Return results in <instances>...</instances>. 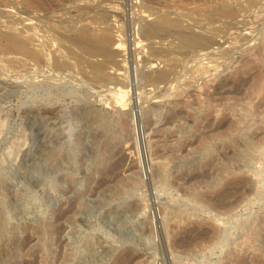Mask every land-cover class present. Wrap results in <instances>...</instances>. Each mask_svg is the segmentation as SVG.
Segmentation results:
<instances>
[{
	"label": "rangeland",
	"instance_id": "374dc122",
	"mask_svg": "<svg viewBox=\"0 0 264 264\" xmlns=\"http://www.w3.org/2000/svg\"><path fill=\"white\" fill-rule=\"evenodd\" d=\"M19 30L45 54L0 38V264H264V0H0Z\"/></svg>",
	"mask_w": 264,
	"mask_h": 264
},
{
	"label": "bare ground",
	"instance_id": "6f19581e",
	"mask_svg": "<svg viewBox=\"0 0 264 264\" xmlns=\"http://www.w3.org/2000/svg\"><path fill=\"white\" fill-rule=\"evenodd\" d=\"M223 1V0H222ZM234 1V0H233ZM232 2V1H231ZM229 4V3H228ZM231 4V3H230ZM229 4V5H230ZM228 6V5H227ZM39 8V7H38ZM40 9V8H39ZM214 9V8H213ZM213 11V10H212ZM106 12V11H105ZM163 13V12H162ZM40 14V13H39ZM153 15H155V14H153ZM161 15V14H160ZM159 15V16H160ZM163 15H165V14H163ZM166 16V15H165ZM165 16H160V17H158L156 20H154L152 23H151V25H152V29L153 30H159V29H163L165 26H166V24H167V18L165 17ZM35 17V16H34ZM34 20H36V19H34ZM42 22V21H41ZM43 23V22H42ZM38 24H39V22H38ZM150 25V26H151ZM27 26V25H26ZM40 26V25H39ZM42 26V25H41ZM170 26H171V24H170ZM22 27V26H21ZM35 27V26H34ZM176 27V26H175ZM71 28V27H70ZM148 28V27H147ZM150 28V29H151ZM149 29V30H150ZM152 29L150 30L151 32H152ZM167 29V28H166ZM89 31V30H88ZM173 31V30H172ZM171 31V32H172ZM179 31V32H178ZM87 31L85 30V31H79V33L76 35V37L74 38V40L71 42L73 45H75V47H77L78 49H80L82 52H83V54H81V55H88V56H95V55H99V54H101V55H104V56H109L110 54H111V50L109 49V46H110V44L112 43V39L110 38V36H108L107 34H102L101 36H90V35H87V33H86ZM177 32L179 33L178 35L180 36V38L181 39H183V40H187V44H190V46H194V45H197L198 44V41L199 40H196V37L194 36V34L193 35H191V34H185V33H183L184 31H181V30H177ZM176 32V33H177ZM89 33V32H88ZM107 33V32H106ZM147 33V32H146ZM155 33V32H154ZM173 33V32H172ZM189 33V32H188ZM166 34V33H165ZM156 35H160V34H157L156 33ZM163 35L164 34H162V36L161 37H163ZM168 35H169V31H168ZM175 35V34H174ZM150 36V35H149ZM165 36V35H164ZM32 36H30V37H26V36H24L23 35V31H5V32H0V38H2L3 40H4V45H3V47H4V49L5 50H7V51H11L12 53H18V54H21V56H23V57H28V58H30V59H32V60H34V61H36V62H38V61H40L41 62V60H42V58H43V55L45 54V52L44 51H42V49L41 48H39V46L36 44V43H34L35 45H33V46H30V41H32V40H34V38H31ZM61 37V36H60ZM160 37V36H159ZM166 37V36H165ZM169 37V36H168ZM171 37V36H170ZM174 37V36H173ZM172 37V38H173ZM263 38V37H262ZM62 39V38H61ZM174 39V38H173ZM177 39V38H176ZM181 39H179V40H181ZM203 39V38H202ZM175 40V39H174ZM172 41V40H171ZM60 42V41H59ZM153 42H155V41H153ZM176 42V41H175ZM168 43H171V42H168ZM174 43V42H173ZM172 43V44H173ZM179 43H183V42H179ZM70 44V43H69ZM171 44V45H172ZM178 44V43H177ZM181 44H179L180 46H182ZM67 45V44H66ZM65 45V46H66ZM158 45H160V44H158ZM167 45V44H166ZM174 45V44H173ZM178 45V46H179ZM150 46V45H149ZM69 47V46H68ZM151 47V46H150ZM156 47V46H155ZM165 47V46H164ZM168 47V46H167ZM187 47H189V46H187ZM61 48H63V47H61ZM74 48V47H73ZM72 48V49H73ZM76 48V49H77ZM158 48V47H157ZM182 48H183V46H182ZM182 48H180V49H182ZM186 48V47H185ZM64 49H66V48H64ZM67 49H71V48H67ZM75 49V48H74ZM75 49V50H76ZM158 49H160V48H158ZM165 49V48H164ZM174 49V48H173ZM176 49V48H175ZM184 49V48H183ZM154 50V49H153ZM166 50V49H165ZM164 50V51H165ZM170 50V49H169ZM63 51V50H62ZM69 51V50H68ZM159 51V50H158ZM166 51H168V50H166ZM174 51H176V50H174ZM181 51V50H180ZM44 52V53H43ZM65 52H67V51H65ZM70 53H72V51H69ZM154 52V51H153ZM169 52V51H168ZM171 52V51H170ZM173 52V51H172ZM48 53H50V52H48ZM69 53V54H70ZM76 53L78 54L79 52L78 51H76ZM59 54V53H58ZM66 54V53H65ZM80 54V53H79ZM172 54V53H171ZM60 55V54H59ZM68 54H66V56H67ZM75 55V54H74ZM167 55V54H166ZM173 55V54H172ZM54 56H56V55H54ZM53 56V57H54ZM58 56V55H57ZM56 56V57H57ZM63 56H64V52H63ZM70 56H72V55H70ZM164 56V55H163ZM170 56V55H169ZM69 57V56H68ZM82 57L83 56H81V58H79L78 56H77V58H79L78 59V62L79 61H85L84 59L82 60ZM161 57V56H160ZM166 57V56H165ZM172 57V56H171ZM175 57V56H174ZM179 57V56H178ZM46 58V57H45ZM58 58H59V56H58ZM75 58V57H74ZM76 58V59H77ZM87 58V57H86ZM164 58V57H163ZM177 58V57H176ZM18 59V58H17ZM22 59V58H21ZM47 59H48V57H47ZM52 58H50V60H51ZM66 59H68V58H65V60ZM96 59H97V57H96ZM166 59V58H165ZM179 59V58H178ZM177 59V60H178ZM49 60V61H50ZM52 60H54V59H52ZM57 60H59V59H57ZM64 60V59H63ZM64 60V61H65ZM69 60H71V58L69 59ZM18 61V60H17ZM55 61H56V58H55ZM74 61V60H73ZM95 61V60H94ZM172 61H174L173 59H172ZM57 62V61H56ZM68 62V61H67ZM70 62V61H69ZM68 62V63H69ZM71 62H72V60H71ZM77 62V61H76ZM99 62V61H98ZM103 62V61H102ZM102 62H101V64H97L96 62L91 66V68L90 69H92V74L91 75H99V74H101V72H102ZM50 63V62H49ZM91 63V62H90ZM105 63V62H104ZM106 63H108V62H106ZM21 64V63H20ZM51 64V63H50ZM72 64V63H71ZM74 64V63H73ZM72 64V65H73ZM83 64V63H82ZM168 64V63H167ZM169 64H170V62H169ZM59 65H62V66H64V68H65V66H66V63L65 62H61L60 61V63H59ZM68 65V64H67ZM75 65V64H74ZM22 66V65H21ZM53 66V65H52ZM54 66H56V64H54ZM69 66V65H68ZM68 66H66V67H68ZM71 66V65H70ZM69 66V67H70ZM77 66V65H76ZM87 66V65H86ZM170 66V65H169ZM13 67V66H12ZM73 67V66H72ZM78 67V66H77ZM55 68V67H54ZM57 69L59 68V66L57 65V67H56ZM63 68V69H64ZM79 68V67H78ZM167 68V67H166ZM68 69V68H67ZM70 69V68H69ZM74 69V68H73ZM81 69H82V67H81ZM85 69V68H84ZM46 70V69H45ZM83 70V69H82ZM48 71V70H47ZM85 71V70H84ZM83 71V72H84ZM89 72H91L90 70H88ZM88 72V73H89ZM87 73V72H86ZM175 74V73H174ZM90 75V76H91ZM167 75H168V72H164V71H161L160 72V74L158 75V77H159V79L161 80V79H165L166 77H167ZM77 76V75H76ZM174 78H175V76H174ZM177 78V77H176ZM158 79V78H157ZM171 80H173V79H171ZM176 80V79H175ZM178 80H179V78H178ZM152 81V80H151ZM130 82V81H129ZM164 82V81H163ZM167 82V81H166ZM169 83H170V81H169ZM168 83V84H169ZM87 84V83H86ZM127 87V86H126ZM167 87V86H166ZM97 94V93H96ZM136 108V107H135ZM137 111V110H136ZM137 118V117H136ZM136 123V122H135ZM136 131H137V133H136V137H137V139H138V143H140L141 144V140H143L142 139V137H141V132H140V130H139V128H138V124L136 123ZM131 148V147H130ZM142 148V147H141ZM129 149V148H128ZM118 151V150H117ZM122 154H124V153H122ZM126 155V154H125ZM118 160V159H117ZM142 163H143V165H144V158H143V160H142ZM121 164V163H120ZM145 164H147L146 162H145ZM142 166V165H141ZM145 166V165H144ZM116 168V167H115ZM114 168V169H115ZM114 169H113V171H114ZM112 171V172H113ZM109 173V172H108ZM111 173V172H110ZM112 175V174H111ZM109 176V174L106 176V179H109V178H107ZM118 177V176H117ZM116 178V177H115ZM121 178V177H120ZM122 178H124V177H122ZM191 178V177H190ZM117 179V178H116ZM103 184V183H102ZM101 184V185H102ZM238 185V184H237ZM236 185V186H237ZM230 186V185H229ZM232 186V185H231ZM234 187V186H233ZM99 188V187H98ZM235 189V188H234ZM225 191H228L227 189L225 190ZM226 193V192H225ZM225 193H223V195H225ZM229 193V192H228ZM228 193H226L227 195H228ZM230 193H231V191H230ZM229 193V194H230ZM226 196V195H225ZM218 197H220V195L218 196ZM222 197V196H221ZM224 197V196H223ZM222 197V198H223ZM224 199H226V198H224ZM221 200V199H220ZM224 201V200H223ZM219 202V201H218ZM214 204V203H213ZM225 204V203H224ZM152 208V207H151ZM66 211V210H65ZM64 211V212H65ZM67 212H65V213H58V215H57V219L58 220H60L63 216H65V214H66ZM67 215V214H66ZM56 219V220H57ZM158 221V220H157ZM57 226V225H56ZM60 226H58L57 227V230L59 229V230H61L60 228H62V226L59 228ZM53 228H55V227H53ZM196 229V228H195ZM188 230H190V229H188ZM191 231V230H190ZM193 232H195L196 231V235L195 236H192V233H191V235L189 234V233H186V234H188V236H186V237H183V238H181V239H178V240H174V244H185V243H187V242H189V241H192V240H194L196 237L197 238H202L201 240H203V239H205V237L206 236H208V235H210L209 234V232L210 231H208L207 229H203V228H200L199 230L198 229H196L195 231L194 230H192ZM191 231V232H192ZM57 232V231H56ZM59 233V232H58ZM211 233V232H210ZM29 234V233H28ZM161 234V233H160ZM57 235V234H56ZM57 237V236H56ZM182 237V236H181ZM24 238V237H23ZM28 239H29V237L28 238H26L25 237V240H24V242L23 243H25V244H27L26 242H28ZM199 239V240H200ZM178 241V242H177ZM197 241V240H196ZM21 243V242H20ZM28 246V245H27ZM183 247V246H182ZM186 247V246H185ZM59 248V247H58ZM166 249V248H165ZM120 259H122V258H120ZM125 257L123 258V260H121L122 262L123 261H125ZM128 260V259H127ZM125 264V263H124ZM130 264V263H129Z\"/></svg>",
	"mask_w": 264,
	"mask_h": 264
}]
</instances>
